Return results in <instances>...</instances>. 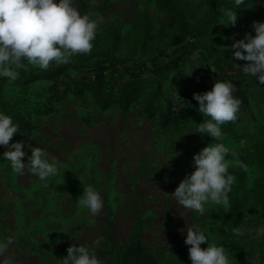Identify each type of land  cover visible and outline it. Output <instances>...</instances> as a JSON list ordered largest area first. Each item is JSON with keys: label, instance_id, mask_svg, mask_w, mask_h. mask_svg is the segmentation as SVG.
I'll return each instance as SVG.
<instances>
[{"label": "rangeland", "instance_id": "obj_1", "mask_svg": "<svg viewBox=\"0 0 264 264\" xmlns=\"http://www.w3.org/2000/svg\"><path fill=\"white\" fill-rule=\"evenodd\" d=\"M183 1L191 22L206 10L203 0ZM74 2L82 13L103 18L102 44H93L88 54L74 55L70 62L76 67L52 80L22 85L0 77V110L12 117L26 115L36 125L30 134L17 133L12 139L24 141L22 159L27 163L30 145L59 161L58 174L44 182L27 170L15 173L2 157L6 147L0 145V240L10 241V264H61L68 247L80 243L93 248L102 264H121L125 247L137 235L161 264L182 262L190 259L185 239L187 228L194 225L205 229L209 242L220 244L225 238L221 229L232 228L223 223L228 207L209 204L201 215L179 205L172 192L195 170L194 154L215 139L195 131L204 115L194 93L211 87L213 70L247 63L236 60L231 45L249 32L255 34L253 21L264 20V0H249L235 9V25H226L223 15L206 36L190 40L182 39L156 0ZM147 21L152 25L149 34ZM113 33L120 34L118 40ZM183 45L189 51L179 64L164 69ZM97 61L104 62L106 92L115 91L134 70H142L146 91L127 114L117 104L102 109L91 93L78 96L65 89L66 82L92 75ZM81 62L90 69L80 70ZM25 65L40 73L59 66L43 70ZM160 83L157 115L149 118L143 111L145 100ZM234 95L242 101L238 118L221 127L223 142L235 153L228 157L229 170L246 172L243 187L242 181L234 182L237 195L244 190L249 195L239 227L252 231L235 234L236 245L226 251L231 264H264V237L255 236L264 226V167L257 165L264 146V83L248 74ZM162 113L173 118L168 127H162ZM83 183L101 191L104 206L97 214L78 204Z\"/></svg>", "mask_w": 264, "mask_h": 264}, {"label": "clouds", "instance_id": "obj_2", "mask_svg": "<svg viewBox=\"0 0 264 264\" xmlns=\"http://www.w3.org/2000/svg\"><path fill=\"white\" fill-rule=\"evenodd\" d=\"M233 2L235 8L220 10L228 18L226 25L237 23L235 9L246 0ZM102 19L82 13L74 0H0V77L16 81L19 70L26 67L25 60L33 67L47 70L53 64L69 63L74 55L90 53ZM252 26L255 34L249 32L244 38L235 39L231 49L236 60L247 62L242 65L243 72L264 83V20L253 21ZM198 56L197 51L192 58L195 60ZM234 91L231 81L216 79L210 90L194 93L199 111L204 115L195 131L208 133L215 139L194 154L195 170L181 180L172 194L179 205L201 215L209 204L230 205L229 193L235 176L229 171L228 157L235 153L223 142L221 126L238 118L242 101ZM18 131L19 125L13 122L12 115L0 110V145L6 147L2 157L12 170L19 175L27 170L44 182L57 175L59 161L50 159L49 153L41 147L29 145L32 152L25 163L22 159L26 156L24 141L12 140ZM78 204L91 214H97L104 206V199L101 191L89 183L84 184ZM248 231L252 230L233 229L237 236ZM255 236L264 237V226L255 231ZM205 241H208L207 247H202ZM9 243L0 240L2 264H10L6 257ZM185 243L189 245L192 264H231L225 247L209 242L205 229L199 225L187 228ZM61 264H102V260L93 248L80 243L68 247Z\"/></svg>", "mask_w": 264, "mask_h": 264}, {"label": "trees", "instance_id": "obj_3", "mask_svg": "<svg viewBox=\"0 0 264 264\" xmlns=\"http://www.w3.org/2000/svg\"><path fill=\"white\" fill-rule=\"evenodd\" d=\"M206 5V10L200 18H197L194 22H191L188 18L187 9L185 2L183 0H156L158 7L164 11L168 17V20L172 26H175L183 40H190L191 38H202L206 36L211 28L217 23L220 17L223 16V13L220 11L224 8H235L233 0H203ZM249 0H246L244 5H241L238 8L245 7L248 4ZM152 25L147 21V30L146 34L151 33ZM115 40H118L120 37L119 33H113ZM104 36L99 26L95 40L93 44L96 47L100 46L103 42ZM182 52H178V56L170 59L164 66V69H172L176 67L181 61L185 52L189 51L185 45ZM26 60L24 63L26 64ZM80 70L87 71L90 67L85 65V62H81ZM98 66H95L96 70H93L92 75H85L82 79L74 80L72 82H66L65 86L67 90L78 96H84L87 93L93 94L96 101L102 109H107L114 104H117L122 114H127L130 107L136 103L145 93L147 81L142 76V70H134L133 73L128 74V78H125L120 84L116 86L115 91H105L106 85V76L104 73V67L102 66V61H97ZM238 64H226L225 66L233 67ZM243 65V64H241ZM74 64L71 62L67 64H62L54 68L50 73H40L34 72L22 68L19 70V76L17 82L22 85H28L38 80H52L58 75L64 73L69 68H75ZM159 69L157 70V73ZM212 75V85L213 87L216 79H224L234 82L235 88L240 90V83L243 81L245 76L234 79L225 71V67L219 71L213 70ZM244 77V78H243ZM4 79H8L4 77ZM162 94V84L160 83L155 91L150 92L145 100L143 111L147 117L153 118L157 115L156 110V101L158 97ZM173 109V108H172ZM51 111V109H50ZM172 115H176V112L173 111ZM173 118H171L167 113L161 114V123L162 127H168L171 124ZM13 122L19 125V131L17 133H27L30 134L35 128L36 125L34 122L23 114H16L13 116ZM15 133L14 136L17 134ZM13 136V137H14ZM13 139V138H12ZM263 151L257 160V165L264 167V146H262ZM260 149V148H259ZM235 176V179L242 183V187L246 182V172L243 169H230ZM236 189L234 184L232 185L230 196V205L223 217V223L226 226L232 225L231 230L225 228L221 229V234L225 238L220 242L225 249L230 246L236 245L235 233L233 229L239 227L245 210L249 205V195L245 190L240 194H236ZM121 264H161L157 255L151 252L146 245L144 244L140 235H137L131 243H129L120 258ZM171 264H192L191 259H186L182 262L175 261Z\"/></svg>", "mask_w": 264, "mask_h": 264}, {"label": "built area", "instance_id": "obj_4", "mask_svg": "<svg viewBox=\"0 0 264 264\" xmlns=\"http://www.w3.org/2000/svg\"><path fill=\"white\" fill-rule=\"evenodd\" d=\"M225 71L229 75H231L234 79L240 78L241 76L248 75V74H246V73L243 72V68H242V65L241 64L235 65L233 67L226 66ZM211 77H212V75H211ZM232 84L234 85V88H235L234 82ZM211 85H212V82H211ZM208 90H210V88H208ZM235 90H236V88H235Z\"/></svg>", "mask_w": 264, "mask_h": 264}]
</instances>
